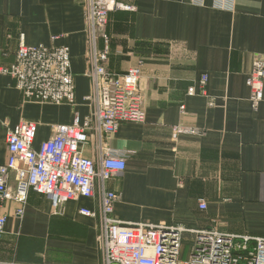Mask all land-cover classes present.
<instances>
[{
	"label": "crops",
	"instance_id": "crops-1",
	"mask_svg": "<svg viewBox=\"0 0 264 264\" xmlns=\"http://www.w3.org/2000/svg\"><path fill=\"white\" fill-rule=\"evenodd\" d=\"M115 1L135 11L109 16L108 69L123 75L141 67L146 122L123 123L110 139L92 131L83 154L99 166L107 150L126 153V170L97 180L95 198L69 200L59 214L35 191L25 204L0 197V264H103L100 217L80 211L99 213L104 191L120 194L114 216L125 223L264 237V100L253 110L247 85L254 61L264 59V0ZM22 39L70 49L75 104L24 102L15 80L0 74V166L9 131L23 122L38 124L39 150L56 126L90 112L86 0H0V69L15 63ZM203 75L206 95H191ZM177 125L203 134L175 137Z\"/></svg>",
	"mask_w": 264,
	"mask_h": 264
},
{
	"label": "built area",
	"instance_id": "built-area-1",
	"mask_svg": "<svg viewBox=\"0 0 264 264\" xmlns=\"http://www.w3.org/2000/svg\"><path fill=\"white\" fill-rule=\"evenodd\" d=\"M118 10L131 12L135 8L115 0H86L89 43L86 76L91 81V92L86 97L89 115L82 119L77 114L71 125L56 126L51 139L39 150L34 149L38 124L23 122L10 130L8 160L0 166L2 199L25 204L29 192L35 191L48 196L54 214H59L69 200L95 198L97 180L107 183L125 172L126 153L107 150L99 166L83 154L92 131L110 139L123 123L146 122L139 89L141 67L131 68L123 75L108 69L111 38L107 26L110 14ZM0 74L15 80L24 102L75 104L76 84L70 49L66 46H26L22 39L15 63L0 69ZM207 83L208 76L203 75L198 92L192 88L190 94L205 96ZM247 85L251 106L257 110L264 100V59L254 61ZM172 131L175 137L203 134L199 129L183 125L173 126ZM12 174H15V187L9 184ZM120 198L117 192L104 191L99 213L89 209L80 211L86 217H100L98 240L103 264H264V237L238 236L216 229L196 231L165 223H125L114 216ZM200 209H207L204 200H200ZM17 214L22 216L23 209ZM5 225L6 218L0 217V238ZM184 234L194 236L186 257Z\"/></svg>",
	"mask_w": 264,
	"mask_h": 264
},
{
	"label": "rangeland",
	"instance_id": "rangeland-1",
	"mask_svg": "<svg viewBox=\"0 0 264 264\" xmlns=\"http://www.w3.org/2000/svg\"><path fill=\"white\" fill-rule=\"evenodd\" d=\"M193 243H194L193 237L191 238L189 237V235L184 236V248H185L184 250L186 251L184 252L185 257L190 252L189 250H190L191 245H193Z\"/></svg>",
	"mask_w": 264,
	"mask_h": 264
}]
</instances>
